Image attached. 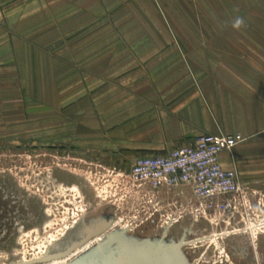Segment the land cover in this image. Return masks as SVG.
I'll use <instances>...</instances> for the list:
<instances>
[{
    "label": "crops",
    "instance_id": "1",
    "mask_svg": "<svg viewBox=\"0 0 264 264\" xmlns=\"http://www.w3.org/2000/svg\"><path fill=\"white\" fill-rule=\"evenodd\" d=\"M132 1L0 0V145L7 143L8 102L22 99L11 93L24 87L35 107L32 132L37 140L46 135L60 142L64 151L114 166L165 155L203 135L240 134L245 140L220 154V165L244 182H264V0H239L250 11L239 15L244 24L237 33H222L219 62L209 48L171 43L179 39L174 32L150 25L158 16L119 15ZM153 1L141 5L194 3ZM26 6L47 8L46 19L31 21L65 24L61 49L8 45L7 24L26 21ZM120 22L139 29L119 30ZM39 111L46 113L45 126Z\"/></svg>",
    "mask_w": 264,
    "mask_h": 264
},
{
    "label": "rangeland",
    "instance_id": "2",
    "mask_svg": "<svg viewBox=\"0 0 264 264\" xmlns=\"http://www.w3.org/2000/svg\"><path fill=\"white\" fill-rule=\"evenodd\" d=\"M187 1L194 3L145 7L141 0H133L130 4L136 3L135 6L121 7L119 15L152 19L158 16L159 22L150 25L154 30L174 32L179 39L170 40L171 43L178 41L186 48H209L212 50L208 51L209 57L221 61L226 46L222 33L228 30L237 33L239 28L233 27L234 21L240 14L248 15L250 8L239 6V0H231L230 8L224 6V0ZM21 9L28 14L27 20L8 22V45L21 42L28 48H62L64 23L31 21L30 18L46 19L47 8ZM36 13L44 15L31 16ZM117 25L119 30H125L127 25L128 30L139 29L127 22ZM207 32H213L214 38ZM232 41L238 42L237 38ZM29 90L23 87L11 93L12 98L22 99L8 102L7 143L0 145V264H70L114 230L123 231L125 238L138 242L164 235L167 231L150 225L145 216L140 215L144 223L138 226L126 206H116L114 184L138 157L134 160L129 157L113 166L88 154L64 151L63 144L48 140L46 135L37 140L31 130L37 126V120L34 116L32 119L35 107L27 96ZM45 114L39 111L37 117L43 126ZM242 185L244 195L234 210L219 206L208 221L200 222L198 238L204 239L203 242L177 249L182 264H264V182L242 180ZM108 222L112 225L104 234L60 255L94 232L98 225ZM171 232H176L175 227ZM41 259L44 261L40 262Z\"/></svg>",
    "mask_w": 264,
    "mask_h": 264
},
{
    "label": "built area",
    "instance_id": "3",
    "mask_svg": "<svg viewBox=\"0 0 264 264\" xmlns=\"http://www.w3.org/2000/svg\"><path fill=\"white\" fill-rule=\"evenodd\" d=\"M244 140L240 134L203 135L165 155L136 158L114 184L117 208L126 206L138 226L144 223L140 215L152 223L163 207L172 205L165 198H182L201 209L226 205L234 210L244 195L242 180L235 170L222 169L219 156Z\"/></svg>",
    "mask_w": 264,
    "mask_h": 264
},
{
    "label": "water",
    "instance_id": "4",
    "mask_svg": "<svg viewBox=\"0 0 264 264\" xmlns=\"http://www.w3.org/2000/svg\"><path fill=\"white\" fill-rule=\"evenodd\" d=\"M111 225V222L98 225L94 232L88 233L80 243L74 244L60 255L68 254L84 241L104 234ZM177 249V246L169 248L163 245H151L148 241H131L124 237L123 231L114 230L97 246L70 264H182Z\"/></svg>",
    "mask_w": 264,
    "mask_h": 264
},
{
    "label": "flooded vegetation",
    "instance_id": "5",
    "mask_svg": "<svg viewBox=\"0 0 264 264\" xmlns=\"http://www.w3.org/2000/svg\"><path fill=\"white\" fill-rule=\"evenodd\" d=\"M166 201L172 202V205H170L171 208L170 206L163 207L160 214L155 217V221L149 224L160 226L161 229L167 232L155 239H149L148 242L151 243V245H163L169 248L177 246L178 249L198 245L203 242L204 239L198 238V231L202 228L200 222L208 221L212 214L219 211L220 207L214 206L210 209H201L192 204H188V202L182 198H165L164 202ZM168 211L171 212L169 216ZM198 217L201 221L197 219ZM174 227L176 232L172 234L171 230L174 229Z\"/></svg>",
    "mask_w": 264,
    "mask_h": 264
},
{
    "label": "clouds",
    "instance_id": "6",
    "mask_svg": "<svg viewBox=\"0 0 264 264\" xmlns=\"http://www.w3.org/2000/svg\"><path fill=\"white\" fill-rule=\"evenodd\" d=\"M244 24V20L242 18H238L234 21L233 27L239 28Z\"/></svg>",
    "mask_w": 264,
    "mask_h": 264
},
{
    "label": "bare ground",
    "instance_id": "7",
    "mask_svg": "<svg viewBox=\"0 0 264 264\" xmlns=\"http://www.w3.org/2000/svg\"><path fill=\"white\" fill-rule=\"evenodd\" d=\"M102 241H103V239H102ZM66 259V258H65ZM63 261H64V259H63ZM58 261H56V263H57ZM55 263V262H54ZM63 264H64V262H63Z\"/></svg>",
    "mask_w": 264,
    "mask_h": 264
}]
</instances>
